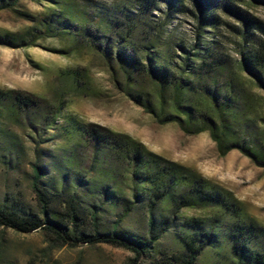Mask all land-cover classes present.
Segmentation results:
<instances>
[{"label":"trees","instance_id":"1","mask_svg":"<svg viewBox=\"0 0 264 264\" xmlns=\"http://www.w3.org/2000/svg\"><path fill=\"white\" fill-rule=\"evenodd\" d=\"M23 1L41 10H21ZM238 1L264 6V0H0V13L22 25L1 31L0 46L55 39L62 46L54 53L91 55L114 88L157 123L175 124L187 136L207 133L218 156L237 151L264 168V21ZM174 14L193 19L191 42L172 40L167 24ZM221 25L239 39L236 59L208 39V28ZM89 75L80 65L58 70L52 100L0 89V172L18 187L0 200V264L6 230L41 231L57 247L107 244L131 252L132 264H196L207 250L228 264H264V226L232 194L129 135L68 111L72 97L89 91ZM23 177L31 203L24 202ZM138 214L141 230H131L126 222ZM166 236L177 248L160 246Z\"/></svg>","mask_w":264,"mask_h":264},{"label":"rangeland","instance_id":"2","mask_svg":"<svg viewBox=\"0 0 264 264\" xmlns=\"http://www.w3.org/2000/svg\"><path fill=\"white\" fill-rule=\"evenodd\" d=\"M81 3L83 0H79ZM100 5L128 3L131 0H92ZM255 18L264 21V6H248L237 2ZM163 10V7H161ZM21 10L37 13L41 7L33 2L23 1ZM155 17L161 16L154 12ZM224 21L236 22L223 17ZM194 21L188 15L174 14L167 24L172 40H193ZM22 27L16 18L0 13V32H15ZM221 42L225 54L238 58L239 39L224 26L208 28V39ZM241 42V41H240ZM62 43L55 39L39 41L33 47L7 48L0 46V89H14L52 100L56 94L54 77L60 69L86 66L90 69L89 91L72 97L68 111L76 114L83 122L106 127L124 133L141 142L149 151L170 161L195 169L220 190L229 192L244 208L246 214L264 226V168L254 166L248 158L237 151L224 157L218 156L215 145L207 133L195 136L184 135L175 124L161 125L151 114L145 113L112 85L109 75L91 55L64 57L53 50ZM249 46V43H246ZM254 93L258 91L254 90ZM261 113L264 114V108ZM21 136L22 134H18ZM29 155V151H25ZM21 180V179H20ZM11 177L0 172V200L5 192L18 190ZM24 202L31 203L26 177L20 181ZM186 216L200 213L187 211ZM141 216L129 218L126 226L141 230ZM1 232V230H0ZM4 264H132L134 255L126 250L107 244H81L55 246L41 232L19 234L11 230L2 233ZM160 246L173 250L177 244L172 236L160 240ZM196 264H228L222 256L207 250Z\"/></svg>","mask_w":264,"mask_h":264}]
</instances>
